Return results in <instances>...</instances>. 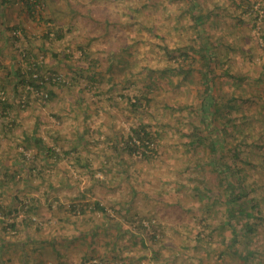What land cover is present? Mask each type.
Here are the masks:
<instances>
[{
  "label": "rangeland",
  "instance_id": "1",
  "mask_svg": "<svg viewBox=\"0 0 264 264\" xmlns=\"http://www.w3.org/2000/svg\"><path fill=\"white\" fill-rule=\"evenodd\" d=\"M26 1L0 0V264H264V0Z\"/></svg>",
  "mask_w": 264,
  "mask_h": 264
},
{
  "label": "trees",
  "instance_id": "2",
  "mask_svg": "<svg viewBox=\"0 0 264 264\" xmlns=\"http://www.w3.org/2000/svg\"><path fill=\"white\" fill-rule=\"evenodd\" d=\"M29 1L30 0L26 1V6L31 7L32 3ZM33 2H34V4L39 3V0H33ZM57 30L55 28L48 27L47 32L44 35V38L50 40L51 35H53V37L56 39L62 38V31L61 30L57 31ZM181 55L183 58H185L187 56V54L183 53V52L181 53ZM32 64L33 65H31L27 69V71H21V72L18 71L17 72V76L19 77L18 79H20L21 83L24 84L23 88L25 89L24 91L26 92L25 93L26 96H29V94L32 95V90L39 91V92L43 91V92L47 93V97L45 98V101H46L52 97V92L47 89L46 85H48V84H62L64 82V79L62 81H57V82L52 83V80H51L52 77L50 75L53 73L52 72L49 74L48 81H46L44 79L46 74H44L41 71L39 64H37V63H32ZM49 72H51V71H49ZM91 78H93V77H91ZM96 80H100V79L98 78ZM205 92L207 93V89L205 90ZM37 98L42 99V96L37 95ZM137 99L139 102H141L139 98H137ZM146 102H147V104H149L148 98L146 99ZM0 103H1L3 108L7 107V101H5V98H2V99L0 98ZM213 103H214L213 99L206 98L205 100H203L202 107L204 110H207L208 108L213 107ZM3 114L4 113H2V115ZM2 115H0V116H2ZM152 143H154L153 133H151L150 131H147L145 126L141 125V126L133 127L130 129V132L127 135V138L125 140V149H126L127 153L130 155L138 153L139 150L141 149L142 157L143 158H149L150 155H149V153H145V150H151V149H149L148 145L152 144ZM230 215H232V214L230 213ZM247 225L248 224L246 223L245 224V227H247L246 230H251L253 228L252 226H250V225L247 226ZM232 242L233 243L237 242V239L235 237H233ZM242 256L245 260H247L246 253H244V254L242 253Z\"/></svg>",
  "mask_w": 264,
  "mask_h": 264
},
{
  "label": "built area",
  "instance_id": "3",
  "mask_svg": "<svg viewBox=\"0 0 264 264\" xmlns=\"http://www.w3.org/2000/svg\"><path fill=\"white\" fill-rule=\"evenodd\" d=\"M49 74L50 73H47L46 74V76L44 77V79L46 80V81H48V77H49ZM51 75V77H52V83H54V82H57V81H62L63 80V77H62V75L61 74H57V73H52V74H50ZM2 94V93H1ZM32 95H35V96H37V95H40V96H42V100L43 101H45V98L47 97V93H45V92H43V91H35V90H32Z\"/></svg>",
  "mask_w": 264,
  "mask_h": 264
}]
</instances>
